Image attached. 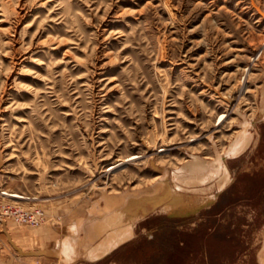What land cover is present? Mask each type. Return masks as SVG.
Masks as SVG:
<instances>
[{"label":"rangeland","instance_id":"obj_1","mask_svg":"<svg viewBox=\"0 0 264 264\" xmlns=\"http://www.w3.org/2000/svg\"><path fill=\"white\" fill-rule=\"evenodd\" d=\"M8 202L49 218L13 264H264V0H0Z\"/></svg>","mask_w":264,"mask_h":264},{"label":"crops","instance_id":"obj_2","mask_svg":"<svg viewBox=\"0 0 264 264\" xmlns=\"http://www.w3.org/2000/svg\"><path fill=\"white\" fill-rule=\"evenodd\" d=\"M5 226L8 227L7 224ZM79 226L80 225L77 224V225L72 226L71 229L66 228L60 231L54 228L52 229L45 228L43 230L38 231V233L36 234V237H37L38 243L40 244L36 246L38 250L36 251L37 253L36 252L34 253H36V255L41 253V255H37L38 257H41V256L46 255L47 251H50V253L52 251L54 252V255H55V252H57V247H60L61 253L63 252L71 253V256H72L71 258L66 256V259H65L66 262L71 263L72 261H76L77 254L74 251L73 244L75 240H78L79 238L82 239V233L80 231ZM0 232H2L0 233V264H13L14 263L12 259H3L1 257V252L4 250V248L6 249V243L4 239H6L8 242H11V244L14 247L19 248L18 250L20 251L21 249L18 245H21L23 249L29 248V250H31L32 248H35L31 245H28V244H32L33 237L30 235L26 236L22 234L21 232L12 231V230H9L8 228L1 230ZM133 233L134 231L129 225L125 227H119L117 229H113L112 232L109 233L108 236H106V238L100 244L103 245L102 243L106 244V243H109L110 241L112 242V244H115L116 242L122 239L128 240L130 239L131 235H133ZM107 239H108V242H107ZM89 244L92 245L93 251L97 252L96 245L98 244V240L97 241H94L93 239H91L90 241L86 240V245H89ZM21 252L24 254L23 251ZM260 258L262 259V262L264 263V243H263L262 249H260Z\"/></svg>","mask_w":264,"mask_h":264},{"label":"built area","instance_id":"obj_3","mask_svg":"<svg viewBox=\"0 0 264 264\" xmlns=\"http://www.w3.org/2000/svg\"><path fill=\"white\" fill-rule=\"evenodd\" d=\"M1 194L10 196L6 191H2ZM6 217H11L18 223L32 227H38L49 219L47 212L42 208L26 209L11 202L0 204V227Z\"/></svg>","mask_w":264,"mask_h":264},{"label":"bare ground","instance_id":"obj_4","mask_svg":"<svg viewBox=\"0 0 264 264\" xmlns=\"http://www.w3.org/2000/svg\"><path fill=\"white\" fill-rule=\"evenodd\" d=\"M218 125H220L224 120H225V114H221L219 117H218ZM163 150H159V152H162ZM136 158H140V155H131L130 157L126 158L124 161L120 162L121 164L117 163L115 165H111V167H109V169H107L108 171L109 170H112V169H116V168H119L121 166H125L128 162L132 161V160H135ZM127 166V165H126ZM206 166V165H205ZM187 175V174H186ZM180 180V179H179ZM180 182V181H179ZM11 197L13 198H17V199H25V197H23L22 195L20 194H17V193H11L9 194Z\"/></svg>","mask_w":264,"mask_h":264}]
</instances>
